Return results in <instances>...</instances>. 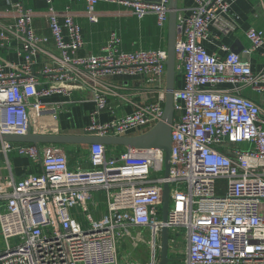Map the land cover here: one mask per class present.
I'll list each match as a JSON object with an SVG mask.
<instances>
[{
    "label": "built area",
    "instance_id": "1",
    "mask_svg": "<svg viewBox=\"0 0 264 264\" xmlns=\"http://www.w3.org/2000/svg\"><path fill=\"white\" fill-rule=\"evenodd\" d=\"M45 16L51 38L36 33L38 11L26 0H5L0 9V47L15 51L20 62L0 61V135H25L31 112L41 118L59 115L61 103L44 97L89 91L95 104L84 132L95 136H126L151 128L164 115L166 101L165 49L123 51L113 33L93 55H80L81 27L73 15L59 21L54 0ZM91 21L101 0H83ZM133 9L139 18L155 14L167 27L169 0H104ZM191 13L178 10L176 68L184 86L174 92L175 119L169 175L164 151L125 148L107 156V145H90L91 166L70 168L62 146L2 141L3 150L28 156L41 169L17 180L0 170V234L5 247L0 264H123L118 247L128 226L149 227V255L144 264H159L161 233L169 230V253L180 240L172 229L184 228L186 264H264V100L255 102L246 90L264 92V70L254 71L251 57L264 45V29L250 27L248 47L239 53L226 45L225 56L204 46L212 28L219 35L237 30L234 0H193ZM249 1V0H246ZM12 18L11 21L4 19ZM67 29L69 39L63 35ZM217 34L216 38L219 37ZM59 54L45 48L50 41ZM17 41V43H13ZM49 56L40 71V55ZM140 77L153 96L134 111L108 122L97 115L107 109L113 84L107 78ZM46 80L48 85L41 86ZM74 102V101H73ZM238 143L249 148L239 149ZM169 184V209L163 220V189ZM104 190L108 213L96 219L90 200ZM84 213V229L72 209ZM18 239L11 242V239ZM131 260L130 264H137Z\"/></svg>",
    "mask_w": 264,
    "mask_h": 264
},
{
    "label": "crops",
    "instance_id": "2",
    "mask_svg": "<svg viewBox=\"0 0 264 264\" xmlns=\"http://www.w3.org/2000/svg\"><path fill=\"white\" fill-rule=\"evenodd\" d=\"M26 2L30 8L38 11L33 21L36 33L51 38V31L45 16L46 2L42 0H26ZM54 4L61 25L64 26L65 18L69 14L73 15L75 21L80 25L84 40V45L79 51L80 55L99 53L102 46L109 41L113 33L119 36L121 40L120 48L126 52L149 49L167 50V27L159 25L155 14L139 18L129 6L118 2L101 0L95 6L98 21L94 22L89 19L87 5L83 0H54ZM193 4V0H179V10L183 11L185 15H189ZM4 7L5 0H0V9ZM232 11L237 18V30L228 35H219V32L212 28L208 40L204 42V46L209 53H218L222 57L225 56L227 51L222 50L220 48L221 45H226L230 49L236 45L242 51L250 43L245 35L246 30L250 27L264 29V0H234ZM4 20L11 21L12 18ZM217 32L218 38L215 37ZM63 35L66 40L69 39V34L65 27ZM13 43H17V41ZM53 43L54 41L51 40L49 44L45 45V48L54 54H59ZM8 58L17 62L21 61L15 51L0 47V61ZM40 60L41 63L36 66V71H40L44 61L48 62L50 59L49 56L41 54ZM251 63L254 71L264 70V45L254 52L251 57ZM106 81L114 86L112 93L108 97L107 109L97 115L99 122H108L131 113L137 104H143L153 96L145 91L144 87L146 85L141 83L140 77L118 76L107 78ZM42 82L41 86L48 85L46 80ZM182 86H184V76L183 73H179L176 88H181ZM246 93L255 102L262 104L264 92L246 90ZM43 100L50 105L61 103V109L56 118L49 113L38 118L32 112L34 119H40L38 124L35 121L32 122L35 132L88 135L84 132V127L90 122L91 114L95 108L89 91L77 88L72 90L70 95L53 94L44 97ZM141 132L140 130L132 131L130 135ZM40 146L50 147L51 145L40 144ZM60 146H62L67 155L70 168L77 166L88 168L91 166L88 158L90 145L68 144ZM109 147H111L112 153L109 152ZM124 150V146L107 145V156L120 154ZM40 169V165L28 156H20L15 151L6 153L0 141V170L3 174H12L19 180L31 173H38ZM0 204L1 208L6 210V200H0ZM90 204L92 214L96 219H100L108 213L104 190L95 191ZM72 213L78 219L80 209L74 208ZM127 230V235L121 239L119 244L122 251V256L119 259L123 264H130L132 259L137 260V264H144L149 255L147 241L151 236V229L149 227L128 226ZM120 247H118V252Z\"/></svg>",
    "mask_w": 264,
    "mask_h": 264
},
{
    "label": "water",
    "instance_id": "3",
    "mask_svg": "<svg viewBox=\"0 0 264 264\" xmlns=\"http://www.w3.org/2000/svg\"><path fill=\"white\" fill-rule=\"evenodd\" d=\"M169 16L167 23L168 31V58L166 61V101L164 107V115L150 129L134 135L126 136H95V135H75V134H59V133H39L33 130L30 123L28 131L25 135L4 134L0 135V141L12 143H33V144H82L91 145L101 143L104 145L124 146L125 148H158L165 153L164 159V175H169L170 156L173 147L172 128L175 119L174 109V92L177 81L176 68V40L177 15L179 10V0H169ZM232 51L239 53L241 49L234 45ZM169 184L165 183L163 189V220H167L169 209ZM169 230L165 226L161 233V248L159 264H169Z\"/></svg>",
    "mask_w": 264,
    "mask_h": 264
},
{
    "label": "rangeland",
    "instance_id": "4",
    "mask_svg": "<svg viewBox=\"0 0 264 264\" xmlns=\"http://www.w3.org/2000/svg\"><path fill=\"white\" fill-rule=\"evenodd\" d=\"M250 90V89H249ZM247 95V93H246ZM36 122L37 124L39 123L40 119L38 120V118L34 119L32 112H31V122ZM237 146L239 147V149H247L249 148V144L247 143H238ZM111 147H109V152L112 153V150H110ZM120 150H122L121 147H119ZM164 174V170L163 171H159L157 173H154L153 175L155 177H159L162 176ZM92 211V209H91ZM78 220L82 223V226L84 229H87L89 227V223L85 218L84 213H80L78 215ZM185 234V229L184 228H179V229H172L171 230V235H176V238H178L180 240V249H185V244H184V240H183V236ZM18 241V239H11V242H16ZM5 247V241L3 236L0 234V251ZM120 247V246H119ZM177 251L176 253H169V264H186V253L185 251ZM122 256V251H121V247H120V251H119V257ZM134 260V259H132Z\"/></svg>",
    "mask_w": 264,
    "mask_h": 264
},
{
    "label": "trees",
    "instance_id": "5",
    "mask_svg": "<svg viewBox=\"0 0 264 264\" xmlns=\"http://www.w3.org/2000/svg\"><path fill=\"white\" fill-rule=\"evenodd\" d=\"M177 80H178V74H177ZM176 82H177V81H176ZM148 129H150V128H146V129H144V131H146V130H148ZM144 131H143V132H144Z\"/></svg>",
    "mask_w": 264,
    "mask_h": 264
}]
</instances>
